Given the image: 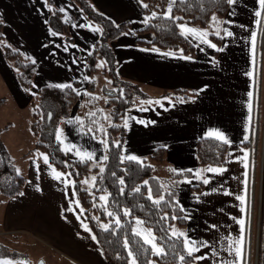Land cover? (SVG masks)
I'll return each mask as SVG.
<instances>
[{"label":"crops","instance_id":"crops-1","mask_svg":"<svg viewBox=\"0 0 264 264\" xmlns=\"http://www.w3.org/2000/svg\"><path fill=\"white\" fill-rule=\"evenodd\" d=\"M94 1L110 17L117 21H128L133 28L109 43L118 76L134 83L144 93L137 96L143 101L140 103L133 100V104L125 112L124 117L127 116L128 119L123 152L134 153L146 159L155 148L163 147V162L152 164L153 171L156 167L165 174L172 167L192 170L190 182L181 180L177 192L181 204L191 216L181 230L186 231L198 243L205 239L211 241L208 247L221 249L222 253L219 256L210 254L197 264H217V261L225 260L230 264L232 257L228 255L226 240L222 237L230 235L235 239L241 235L237 222L240 217L245 219L242 234L244 264H255L257 224L255 229L252 221L250 225L249 219L253 215H249L248 208L252 198L255 199L254 187L258 185L255 183L258 171L256 139L260 133L258 131L256 134V129L262 131L264 119V97L262 89L261 95L259 94L258 85L259 54L263 53L264 43H259L262 25L255 23L257 0H237L234 6L228 5L226 16L216 14L221 20L226 18L234 21L231 24L221 23L217 27L216 22L211 20V14L207 24L211 23L212 26L204 28L208 30L207 35L208 32L215 34L223 28L234 33L233 36H220L218 46L223 50L211 48L196 36H186L196 48V54H184L194 57L192 60L184 59L178 53L168 56V50L155 52L151 50L152 46L135 43L134 31L145 24L143 21L146 16L139 0ZM53 2L69 28L72 42L54 36L49 31L50 12L44 6V0H0V17L2 21H6L2 28L5 41L18 47L25 57H34L36 65L30 92L20 85L11 63L0 50V139L11 154L24 156L33 146L30 101L38 88L50 85V82H71L79 92V99L87 88L84 57L91 51L98 32L82 26L92 22L86 19L78 5L71 0ZM168 2L166 0L165 8ZM61 8L66 11H61ZM179 23L200 28L186 21ZM251 31L257 32L254 52ZM65 47L68 51L64 50ZM212 57H216L218 63H214ZM249 71L253 72V76L247 75ZM202 84H208V88L200 93L191 91ZM173 89H185L188 94H195L197 99L189 101L171 98L170 101H162L166 107L155 103L156 99L168 96L165 93ZM249 92L253 94L251 97L248 96ZM146 99L153 103H148ZM249 100L252 105L250 112L247 105ZM259 101L261 110L256 112ZM76 110L77 106L70 116H75ZM17 111H20V117H16ZM141 119L145 123L141 124ZM245 124H249V127L246 128ZM62 126L69 143L94 152L95 156L90 160L101 161L99 157L104 154V148L98 138L81 133L76 124H68L66 120ZM209 128L222 130L232 143L225 141L226 171L205 172L210 177V183L204 185L202 180L195 178L194 170L205 169L208 165L198 164L195 145L197 139L205 136L204 133ZM245 134L248 139L244 138ZM243 142L249 144L243 145ZM244 148L249 149L247 167L241 161L232 159L236 155L243 156ZM65 152L71 158L80 159L74 151ZM23 160L25 161L19 166L20 173L25 176V183L21 192L1 199L3 206L0 210V231L23 230L28 235L41 238L57 256L50 260L51 264H107L97 241L92 240V234L80 226L82 221H87L79 204L75 203L77 200L72 183L66 182L71 181L70 178L65 175L60 180L55 179L49 166L39 155ZM14 165L15 168L19 167L17 162ZM164 176L166 175L160 177ZM201 182L202 187L198 190L191 188ZM35 185H40V188L37 189ZM210 187L221 190L205 195V189ZM224 188L229 189V192L225 193L222 190ZM245 188L246 211L241 209L237 199ZM195 194L201 196L199 201L194 199ZM212 224L218 227L212 228ZM221 245H225V248H221ZM207 250L208 248L201 247L195 255ZM153 260L157 262L155 257Z\"/></svg>","mask_w":264,"mask_h":264},{"label":"trees","instance_id":"trees-1","mask_svg":"<svg viewBox=\"0 0 264 264\" xmlns=\"http://www.w3.org/2000/svg\"><path fill=\"white\" fill-rule=\"evenodd\" d=\"M80 9L83 10L86 17L94 20L102 29L100 32V41L96 40L93 44L91 51L84 57V70L86 74L87 88L79 99L77 91L72 88L60 89L45 85L37 89L35 95L30 101L31 108V122L30 130L34 136V143L32 148L28 151H42L49 156L50 165L54 166L57 170L64 172L71 181L74 195L76 200H79V206L82 213L92 229V232L97 236V243L103 249V255L107 264H127V251L123 248L124 236L129 237V243L135 249L137 247V240L140 238H132L131 226H133V217H141L144 224L152 227L157 236V242L165 246V254L157 256L151 252L145 253L143 251L138 253L140 264H144L146 258L150 259L155 257L159 264H181L178 259L180 255L187 256V253L182 249L181 245L175 248L168 247V229L170 226L175 225L177 228L182 229L185 226L186 220H174L171 218V213L175 212L177 216L183 215L179 208L172 209L166 202H161L159 206L153 204L147 198L146 191L148 186L141 184L143 180H148L152 189L153 195L164 194L166 200L169 193L167 188H172V191L177 196L179 183L182 176L191 175V172L185 170L180 173L171 172L168 169L166 176L160 177L154 174V163H161L164 159V148H155L147 158H142L143 163L125 158L123 162L120 160V153L123 151V143L125 138L124 116L127 108L132 104L135 96H141L142 93L139 88L132 82L121 79L114 68V55L109 46V41L117 38L118 36L129 32L130 24L128 21H120L113 24L112 19L104 14L97 12L93 9L87 0H75ZM166 0H146L149 5L144 8L146 14L155 9L157 12H162L165 8ZM159 6V7H157ZM228 4L224 0H175L172 14L174 16L182 17L178 21L157 16L150 18L149 23H145L142 27L134 31L135 43L142 46H152L161 48V50L176 51L182 49L184 54H196L194 44L184 35L175 25L181 21H186L191 24L198 25L200 28H205L211 14L216 13L223 17L227 15ZM0 21L1 18H0ZM93 23V22H92ZM48 26L55 31L67 33V25L62 20L59 10L54 9L48 19ZM3 23H0V46L4 58L9 61L14 69L16 78L24 89H30L32 78L35 73V62L22 55L17 47L7 43L3 37ZM209 38L217 45L220 42V36H216L212 32H208ZM65 40H70L65 37ZM259 43H264V25H262L259 32ZM263 45V44H262ZM103 58L107 62L103 68L112 79L113 90L102 99V97L94 92L95 79L93 73L96 70L97 57ZM107 67V68H106ZM19 69V71H17ZM112 83V84H113ZM76 89L75 85L72 84ZM259 94L262 89L264 97V49L263 53L259 54V73H258ZM133 87V91H129L128 87ZM77 90V89H76ZM121 90L123 95H121ZM95 96L93 97V95ZM171 98L179 99L183 97L187 99L188 94L185 89H173L166 92ZM261 95V94H260ZM264 99V98H263ZM2 98H0L1 102ZM104 100L102 103L101 101ZM39 102V105L37 104ZM260 101L258 102L257 111L261 110ZM83 109L81 116L84 117L85 124L91 123L96 136H104L105 131L107 135L105 138L109 141L110 147L104 149V154L107 153L109 159L100 161L98 163L85 158L81 159L71 158L60 147V144L55 139V126L60 120L61 116L67 117L73 112L75 107ZM104 107L109 109L107 113L111 117V124L105 122ZM35 109V110H34ZM102 109L103 113L98 110ZM48 112H52L51 118L47 116ZM94 112L95 115L89 117L87 113ZM260 112V111H259ZM264 113V104H263ZM43 117V118H42ZM99 125H103V130ZM1 130V128H0ZM260 133L258 135L257 133ZM257 144L262 136V152L261 155V173L260 183L254 187L255 196L257 189L259 192V206H258V219L255 206V199L249 202V215L251 216L250 225L256 226L257 229V247H256V263L264 264V119L263 129H256ZM99 139V138H98ZM113 140L121 141L118 148L112 145ZM243 145L249 142H243ZM227 144L225 141H220L217 138L202 136L199 137L195 145V153L197 162L200 165L219 164L226 162ZM257 154V153H256ZM147 159L149 161H147ZM67 161V163H64ZM105 165V171L100 172L99 164ZM14 162L11 159L10 153L6 146L0 139V193L4 199L10 198L22 191L25 183V176L21 173H16ZM112 173H116L115 177ZM70 174V175H69ZM96 176L95 182H92L91 187H83L82 182L89 175ZM125 178V184H119V177ZM169 181L176 182L175 186L170 184ZM256 181V180H255ZM256 183V182H255ZM137 184H141V190L138 193L132 192ZM161 185H164L162 188ZM124 188V193L121 194L120 189ZM202 187V182L194 185L191 188L198 190ZM103 190L111 193L108 197L109 211H115L121 217V227L117 228L115 232L112 227L115 226V216H109L105 213V205L99 200V196ZM128 207L131 210L129 216L123 214V208ZM163 212H169V217L161 219ZM252 219V220H251ZM103 221L109 223L110 228L105 230L99 227V223ZM164 237L163 239H160ZM174 239V238H173ZM3 244L0 242V250ZM150 247V246H146ZM119 253V256L116 253ZM195 255V253L193 254Z\"/></svg>","mask_w":264,"mask_h":264},{"label":"snow or ice","instance_id":"snow-or-ice-1","mask_svg":"<svg viewBox=\"0 0 264 264\" xmlns=\"http://www.w3.org/2000/svg\"><path fill=\"white\" fill-rule=\"evenodd\" d=\"M224 2H226L229 6H234L237 3V0H224ZM139 3L144 8L149 7V5L146 3V0H139ZM257 3H258V7L255 9V17H256L255 23L259 26V25H264V0H257ZM44 6L47 7L48 9L53 8V4L49 3L48 0H44ZM157 7H159V6H157ZM173 7H174V0H169L168 4L166 5L165 10H163L162 12H157L155 9H153L152 11H150L149 13L146 14L143 22L149 23L150 18H156L157 16H162L163 18L170 19L172 21H178V20L182 19V17L174 16L172 14ZM61 11H66V9L61 8ZM82 11L83 10L81 9V12ZM211 20L216 22L217 27H219L221 23H228V24L234 23V21L227 20L226 18L224 20H221L220 18L217 17L216 13L212 14ZM0 23H6V21H0ZM45 23H47V21H45ZM112 23L115 24L116 22L113 20ZM74 26H80V25H74ZM82 26L85 28H91L92 31L101 32V34H102V29L100 28L99 25L94 26L92 24H84ZM175 27L181 30L182 35L196 36L197 38L201 39L205 44L209 45L211 48L223 50L216 43H214L211 39L208 38V35H207L208 30L207 29L197 28V27L191 26L187 23H177L175 25ZM49 31L54 36L62 35L60 32L55 31L52 28H49ZM215 35L216 36H233L234 33L231 30H229L228 28H223L222 31H219V30L216 31ZM250 37H251V43H252V48H253V52H254L255 51L257 32L251 31ZM93 47H95V46L93 45ZM64 50L68 51V48L65 47ZM151 50L155 51V52H161L162 51L161 48L156 47L155 45H153ZM177 53L179 55H181L184 59H187V60L194 59V57H192V56L184 55L182 49H177L176 52L169 50V51H167L166 54L168 56H173V55H176ZM32 59H33V62H35V58L33 57ZM212 61L214 63H218L216 57H212ZM104 62L106 63L107 61H104ZM58 63H59V61H58ZM17 71H19V69H17ZM247 75L251 77V76H253V72L249 71L247 73ZM50 86L58 87L60 89L72 88L73 91H77L74 88V86L71 84V82H60V83H56V84H52L50 82ZM206 88H208V84H202L200 87H197L195 89H191V91L193 93H200ZM27 91L31 92L32 89H27ZM33 94L35 95V93H33ZM77 94H79V92H77ZM91 95H93V97L95 96V94H91ZM121 95H123L122 90H121ZM252 95H253L252 92L248 93L249 97H251ZM179 99L183 100L184 98L180 97ZM196 99H197V96L195 94L187 96V100H189V101H195ZM170 100H171L170 96H162L159 99H156L155 103L159 104L160 107H166V105L164 103H162V101H170ZM147 102L150 104L153 103L152 100H148ZM247 105H248L249 112H250L251 106H252L251 100L247 101ZM133 106H135V105H133ZM98 111L103 113L102 109H99ZM52 115H53L52 112L47 113V116L49 118H51ZM87 115L89 117H92L95 115V113L89 112V113H87ZM250 118L251 117L249 116V120H250ZM105 119H108L107 116H105ZM123 119H124V126L127 127L128 117L126 116ZM60 120L61 121L66 120L68 124H76L81 133L91 134L93 138H99L104 149H108L111 146L109 141L105 138V136L107 135L106 131H105L104 136L97 137L92 124L91 123L85 124L83 116H80V115L68 116V117L61 116ZM95 123L97 124V126H99L101 128V130H103V125H99L98 122H95ZM108 123L111 124L112 121L108 120ZM140 123L143 124V123H145V121L141 119ZM151 123L154 124V123H156V121H151ZM245 127L246 128L249 127V124H245ZM204 135L206 137L217 138L220 141H226L229 144L232 143V141L228 139V137L225 135V133L218 128H209L204 133ZM244 138L248 139V135L245 134ZM55 139H56V141L59 142L60 147L64 151H74L75 155L78 158H80L82 161L85 158L91 159V158H94V156H95L94 152L89 151L87 149H82V148L76 146L75 144L69 143L66 139L64 129L61 128L59 125H57L55 127ZM111 144L116 145L119 148L121 145V141L113 140L111 142ZM165 147H167V145H165ZM37 152H38L39 156L43 157L44 163L49 166L51 174L53 175V177L55 179L60 180L62 177H64L66 175L64 172L59 171L54 166L50 165L49 156L47 153L39 152V150H37ZM243 153H244L243 156L236 155V156L232 157V159H235L237 161H241L242 163H244L245 167H247L248 166L249 149L244 148ZM126 156L130 160L143 163L142 158L140 156H138L134 153H125L123 151H121L120 157H119L121 162H123V160L125 159ZM99 159L101 161H106L109 159V156L107 155V153H105V154H102L99 157ZM64 163H67V161H65ZM37 168L39 170L38 165H37ZM99 168H100L101 173H103L105 171V165L103 163L99 164ZM226 168H227V165L224 163L210 164L205 169L197 168L194 170L196 173L195 178L202 180L204 185H209L210 177L205 175L204 173L205 172L223 173L226 171ZM170 170L173 173H180V172L185 171L184 169H179V168H175V167H172ZM15 171L18 174L21 172V170L19 168H16ZM188 171L191 172L192 170H188ZM112 175L115 177L116 173H112ZM246 175H247V173H245V176ZM181 179L184 182H190V176L189 175H184V176H182ZM91 180H92V182H95L96 176H92ZM66 182L74 183L73 181H66ZM169 183L173 184L175 186L176 182L169 181ZM246 183H247V181L245 180V185H246ZM119 184L120 185L125 184V178L123 176L119 177ZM141 184L148 186L147 191H146V195H147V198L153 202V204L159 206L161 204V202H166L167 204H169L171 206L172 209H176V208L180 209V211H181V213H183V215L177 216L175 212H172L171 213L172 219H174V220H179V219L190 220L191 219V216L187 214L188 210L185 209L183 204H181L180 199L172 191V188L166 189V191L169 193L168 199L166 200V197L164 194L153 195V192H152V189L149 185L148 180H143L141 182ZM141 184H137L135 186V188L132 189V192H134V193L140 192ZM35 187L37 189H39L40 185H35ZM161 187L163 188L164 185H161ZM220 190L221 189H218L216 187H210L208 189H205L204 194L207 195L208 192L215 193V192L220 191ZM222 190L225 193L229 192V189H227V188H224ZM120 192H121V194L124 193L123 187L120 189ZM110 195H111V193L107 192V190H103L99 196V200L101 202H103V204L105 205V213L109 216H115V226L112 227V231L115 232L117 228L121 227L122 221H121V217L115 211H109V209L107 207L108 197ZM200 198H201V196L199 194L194 195V199H196L197 201H199ZM237 199L240 201L241 209L246 211V207H245V205H246V188L244 191H242L237 196ZM75 203L79 204V200H77ZM123 214L125 216H129L131 214V210L128 207H124L123 208ZM169 215H170L169 212H163L161 219H165V218L169 217ZM66 218L67 217H65V219ZM133 219L135 220V224L133 226H131L132 238L135 239V238L139 237L140 239L137 240V247L135 249H133V247L129 243V237L127 235L124 236L123 248L127 251V258H128L127 264H140V261L138 259V253L141 251H143L145 253L151 252L157 256L164 255L165 251H166L165 246H163L157 242L158 238L155 235L154 229L152 227H143L142 225L144 224V221L139 216L133 217ZM233 219H236V217H233ZM237 222L240 225L241 235L235 239H233L230 235L222 237V239L226 240V251H227L228 255L232 257L230 264H244L243 235L242 234L244 231L245 219L243 217H240ZM80 226L92 234L91 235L92 240H97L96 234L92 232V229L89 227V225L87 223L82 221ZM99 227L107 230L110 228V225H109V223H105V222L101 221L99 223ZM211 227L216 228L218 226L216 224H212ZM168 233L170 234L168 236V241H169L168 247L175 248L179 244L182 246V249L187 253V256L180 255L178 257V259L181 261V264H197L198 261L204 260L210 254H215L217 256L222 254L221 249H218L215 247H208L211 244V241L205 239V240H202L198 243L197 240L194 239L193 237L189 236L186 231L181 230L175 226H170L168 229ZM163 238L164 237H161L160 239H163ZM146 246H150V247H146ZM201 247H206V248H208V250L203 252L202 254L193 255L194 253H199V249ZM221 248H225V245H221ZM100 251H101V254H103V249H100ZM116 255L119 256V253L117 252ZM0 264H18V261L11 258L9 255H0ZM19 264H29V261L27 259H24V260L20 261ZM40 264H44V262L41 260ZM144 264H157V262L155 260L146 258ZM217 264H229V262L226 260L225 261H217Z\"/></svg>","mask_w":264,"mask_h":264},{"label":"rangeland","instance_id":"rangeland-1","mask_svg":"<svg viewBox=\"0 0 264 264\" xmlns=\"http://www.w3.org/2000/svg\"><path fill=\"white\" fill-rule=\"evenodd\" d=\"M71 1L74 4L77 5V2L75 0H71ZM48 2L53 4V8L49 9V12H50V15H51L52 12L54 11V9L57 10V7L55 6L53 0H48ZM87 2L89 4H91V6L93 7V9L95 11L104 14L108 18L114 20L116 23L120 22V21H117V20L113 19V17H110V14L108 15L102 9V7H100L94 0H87ZM83 14H84V12H83ZM50 15H49V17H50ZM49 17H48V19H49ZM61 18H62V16H61ZM86 19L89 20L88 17H86ZM62 20H63V18H62ZM90 20L93 22L92 24H94V26L98 25L96 22H94V20H92V19H90ZM210 26H212L211 23L210 24H206L205 27L207 29H209ZM68 29L69 28L67 27V33H61L60 32L62 34V35H60V37L63 40H65V37H69L70 40L69 41L65 40V41L72 42L73 41L72 35H71V33H69ZM130 30H133L131 25H130ZM96 40L100 41V32H98V36H97ZM110 42L111 41H109V43ZM0 50H1V46H0ZM19 51L21 52L20 49H19ZM22 55L25 56L23 53H22ZM102 59H103L102 57L101 58H99V56L97 57L96 70L93 73V78L95 79V84H96L94 92L98 93L103 99L107 95V93L110 92V90L114 89L113 86H115V85L112 82V79L110 78L109 74L107 72L103 71L104 70L103 69V63L106 60H104V59L102 60ZM30 60H32V59H30ZM85 76H86V74H85ZM128 89H129V91H133V87H131V86H129ZM0 92H2V91L0 90ZM141 93H142V95H144V93L142 91H141ZM135 98H133V100H136V102H140L141 103L143 101V100H141V98H137L136 96H135ZM133 100H132V104H133ZM103 101L104 100H102L101 103ZM145 101H147V99ZM37 104L39 105V102H37ZM104 110H105L104 115L107 116V118H108V119H105V122L108 124V120H111L110 115L107 113V111L109 112V109L107 107H104ZM76 112H77L76 115H80L81 116L82 113H83V109L82 108H80L79 110L77 109ZM70 115H71V113L68 116H70ZM17 116L18 117L21 116L20 111H17L16 117ZM63 122L64 121L59 120L57 122L56 126L59 125L61 128H63V126H62ZM260 152H262V136L260 138V141H258V151H257V154H256V164H257V167H258V171L256 173L257 174L256 175V183H260V173H261V155H260ZM37 155H38L37 151H30L27 154H25L24 156H20V155H17V154H11L10 153L12 161L13 162H17V166L21 165L22 164L21 162L25 161V160H23V158H26V157H29V156H37ZM147 161H149V160L147 159ZM92 162L98 163L100 161L93 160ZM18 168L20 169L21 166H19ZM153 172L158 174L159 176L166 175L164 173V171L161 170L158 167H156ZM91 177H92V174H89L84 179V181L82 182L83 187H87V188L91 187V185H92L91 184L92 183ZM257 187H259V186L257 185ZM258 194H259V192H258V189H257V194L255 196V206H256V212H257V214H256L257 215V219H258V206H259V199H258L259 195ZM2 198H4V197L0 193V210H1L2 206H3V202L1 201ZM256 222H257L256 224H257V229H258V220ZM134 224H135V220H134ZM142 226L143 227H148L145 224H143ZM172 226H175V225H172ZM0 242H1V244H3V247L0 250V255H9L11 258L17 260L18 264H19L20 261H22L24 259H27L29 261V264H39V262L41 260L44 262V264H51L50 260L53 259L54 257H57V256H55V253L43 241H41V238L34 237L32 235H28L27 233H25V231L23 232V230H21V231H0ZM150 259L153 260V257H151ZM157 264H158V262H157Z\"/></svg>","mask_w":264,"mask_h":264},{"label":"water","instance_id":"water-1","mask_svg":"<svg viewBox=\"0 0 264 264\" xmlns=\"http://www.w3.org/2000/svg\"><path fill=\"white\" fill-rule=\"evenodd\" d=\"M39 264H40V262H39Z\"/></svg>","mask_w":264,"mask_h":264}]
</instances>
